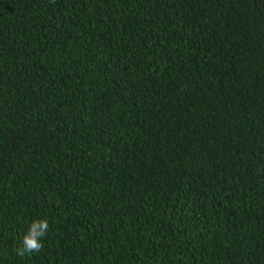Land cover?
I'll return each mask as SVG.
<instances>
[{"label":"trees","instance_id":"obj_1","mask_svg":"<svg viewBox=\"0 0 264 264\" xmlns=\"http://www.w3.org/2000/svg\"><path fill=\"white\" fill-rule=\"evenodd\" d=\"M0 264H264V0H0Z\"/></svg>","mask_w":264,"mask_h":264},{"label":"clouds","instance_id":"obj_2","mask_svg":"<svg viewBox=\"0 0 264 264\" xmlns=\"http://www.w3.org/2000/svg\"><path fill=\"white\" fill-rule=\"evenodd\" d=\"M48 231L49 221L46 217L32 220L14 249L15 255L24 258L42 252L44 249L43 237L48 234Z\"/></svg>","mask_w":264,"mask_h":264}]
</instances>
